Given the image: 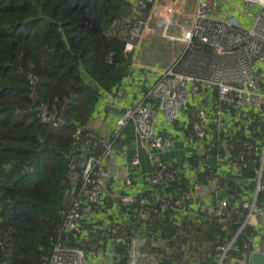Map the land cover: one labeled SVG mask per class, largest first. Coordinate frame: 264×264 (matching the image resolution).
Returning a JSON list of instances; mask_svg holds the SVG:
<instances>
[{"label":"trees","instance_id":"obj_1","mask_svg":"<svg viewBox=\"0 0 264 264\" xmlns=\"http://www.w3.org/2000/svg\"><path fill=\"white\" fill-rule=\"evenodd\" d=\"M129 6L127 0H0V264H43L69 209L71 163L82 152L102 153L100 145L92 146L98 136L86 125L104 94L118 91L131 73L132 57L123 53V41L110 33ZM211 100L215 103L214 97ZM207 103L204 96L199 104ZM42 107L61 123L54 127L43 122ZM187 113L182 128L191 135L197 113L192 107ZM245 126L248 136L244 129L231 138L221 135L231 150L215 146L202 157H187L194 180L180 171L182 166L161 165L167 171H180L166 187L173 201L183 193L194 195V182L207 185L215 180L217 189L222 188L219 198L231 209L227 223L203 218L184 221L181 234L177 222H162L163 231L174 240L169 245H177L185 257L200 255L201 264L209 263L208 255L212 264L215 247L234 237L245 220L241 199L253 193L260 155L219 171L220 160L235 159L244 141L253 145L261 141L258 131L264 130V119L253 115ZM138 201L123 208L127 221L118 224L113 237L121 242L116 264H128L129 238L136 235L143 209ZM156 225L149 232L140 228L139 234L147 236ZM254 231L246 225L237 235L233 264L249 255L243 245ZM80 237V233L62 235L66 244L83 249ZM161 264L175 263L172 258Z\"/></svg>","mask_w":264,"mask_h":264},{"label":"built area","instance_id":"obj_2","mask_svg":"<svg viewBox=\"0 0 264 264\" xmlns=\"http://www.w3.org/2000/svg\"><path fill=\"white\" fill-rule=\"evenodd\" d=\"M186 1L134 0L110 29L112 35L123 41V53L132 59L144 40L155 34V26L160 29V35L155 36L169 45H175L177 50L171 63L161 70L160 76L145 86L143 96L132 106L118 109L108 138L102 139L96 135L98 140L91 141L92 146L102 147V153L94 156L82 152L77 156L78 161L71 163L69 209L43 264H83L84 251L66 244L62 235L80 233V223L89 206L106 192L108 174L103 160L113 157L117 143L123 139L128 125L134 128L139 148L152 158L154 151H165L172 145L170 138L156 133L159 115H162L165 126L171 127L179 114L187 109L190 101L200 93L214 97L215 103L208 100L206 107L194 105L197 116L191 130L194 139L200 143L207 142L208 135L214 134L216 140L209 143L211 149L215 146L232 149L227 141L221 140L222 134L227 136V132L223 131V116L227 110L242 125L250 121L253 115L264 119V73L259 71L260 65H264V0H242L247 8L261 9L256 17L249 13L245 15L246 18H253L249 26L241 23L230 10H223L221 0H195L190 25L183 28L181 18ZM230 9L236 10L231 5ZM132 59L130 66L134 69L137 65ZM120 90L104 94L102 99L108 107L116 98L121 97ZM208 106L211 111L207 110ZM56 116L50 114L46 107L41 108L40 117L43 122L49 121L56 127L61 123ZM258 132L262 136L259 143L253 145L244 141L236 158L227 160V164L235 166L236 163L249 161L255 154L260 155L253 193L244 204L247 214L243 226L255 217L264 218V130ZM79 133L80 130L74 135L76 141ZM129 165L131 168L140 165L138 153L134 154ZM155 165L161 168V164ZM176 174L175 171L161 168L149 178L148 183L153 187H167L175 181ZM209 183L217 186L215 180ZM260 195L262 206L259 207ZM192 198L193 194L183 193L175 201L172 195H167L159 202L148 201L145 197H141L138 202L145 211L153 209L164 213L168 208L182 210ZM125 201L129 203L132 200ZM231 216V209L224 199L215 202L210 210V217L222 223H227ZM179 228L181 234L183 227ZM240 231L241 228L230 240L216 246L215 264H232L230 251ZM130 264H138L135 255L130 256Z\"/></svg>","mask_w":264,"mask_h":264},{"label":"crops","instance_id":"obj_3","mask_svg":"<svg viewBox=\"0 0 264 264\" xmlns=\"http://www.w3.org/2000/svg\"><path fill=\"white\" fill-rule=\"evenodd\" d=\"M127 1L128 3L134 2V0ZM228 4L233 7L231 2ZM233 4L235 5V3ZM230 11L232 15L238 18L244 25L249 26V24L252 23V21L249 20L250 18H246L245 15H242V12H239L237 9H230ZM151 46L155 48L151 42H149V44L144 43L141 50L138 51L132 59L133 63L137 66H134L130 76L127 78L124 85H122L120 90L121 97L116 98L110 107L106 105L104 99H101L97 104L94 115L87 123L86 128L102 139L108 138L109 130L113 126L118 115V109L128 108L138 101L145 92V86L152 84L160 76L161 70L165 69L174 59L175 51L168 48V50H170V59L167 65L163 62H161L162 64L160 63L161 65L158 63L155 65L149 64L147 56L153 51ZM156 50L159 51L160 49ZM144 57H146V59ZM149 68L153 70H150V72L148 71ZM259 71L264 73V65H260ZM204 96L203 93L196 95L195 98L190 101L187 109L179 114L177 120L171 127L165 126L162 115H159L156 133L170 138L172 145L168 150L154 151L151 155L152 158L139 148L132 125L126 127L125 135L123 139L117 143L113 157L103 160V165L108 174L106 192L96 203L89 206L88 212L80 223V242L83 246L82 250L85 253L83 264H116L119 260V254L116 252V248L121 242H119L120 239H115V242L113 237L115 232L119 230L118 224L121 223L123 219V221H127L123 208L131 206L132 203L134 204L138 201V198L141 197L147 198L148 201L159 202L162 198L167 196V193H165L166 187L149 188V178L158 170H150L156 166L155 163L161 164L164 168L165 165L168 166L172 164L179 165L180 167L182 166L180 171L183 169L184 174L190 180H192V178L194 180V167H191L187 162V157L189 155H196L197 157L204 156L207 151L210 150L211 146L209 143L215 142L216 140L214 134L211 133L207 137V142L200 143L194 140L192 134L187 135L183 130L188 122L187 112L189 108H193L194 105L202 102ZM211 99V96L208 97L209 101H212ZM209 108L210 106H208L207 110L211 111ZM223 119L225 122V130L223 131L227 132V136L236 135V133L242 129L248 134L245 126L248 124L245 123V125H241L235 117L231 116L228 110L225 112ZM136 153L139 154L140 165L136 168H131L129 162ZM230 166L235 167L227 164L226 159H221L219 171H227ZM180 171L178 169V171L176 170L175 172L178 173ZM127 181H130L129 185ZM193 187L196 195H193L191 202L182 210H178V208H168L164 213L156 212L153 209L150 211L141 210L139 222H137L139 223V227L135 232L136 235L129 238L128 264H130L131 255H135L138 264H161L163 261L172 258L175 264H201V259H199L201 257L200 255L194 254L191 258L185 257V254L183 255V252L177 245H169L171 240H174L170 238V236L168 237L166 235L167 233L163 231L162 228V222L166 219H168L167 223L173 221L177 222L175 223L177 231L179 227H183L184 221L188 222L198 218L206 220L213 219L210 217V210L213 204L220 200L218 195L222 192V188L220 187L217 189V186L215 187L209 182L207 185H197L194 182ZM125 199L132 201L127 203ZM249 200L250 198L241 199V201H245V203ZM155 222H157L156 228L154 227L156 230L149 233V236H142L139 234V231L141 232L140 228H146V232H149ZM246 225L254 228L255 231L254 234L246 237L244 241L243 249L248 250L249 255L242 256V259L238 260L237 263L249 264L251 260L252 264H264V218L255 217L244 226ZM244 226H242V228ZM215 249V256L212 264H215L214 260L217 255ZM234 250L235 244L230 251L232 264V252ZM178 254L181 255L179 258ZM208 259V264H210L211 260L209 255Z\"/></svg>","mask_w":264,"mask_h":264},{"label":"rangeland","instance_id":"obj_4","mask_svg":"<svg viewBox=\"0 0 264 264\" xmlns=\"http://www.w3.org/2000/svg\"><path fill=\"white\" fill-rule=\"evenodd\" d=\"M194 1L195 0H187L186 1V8H185V11H184V15L182 16V20H181V24L183 25V28H188L189 25H190V14L192 13V10L194 8ZM222 3V8L224 10H230V6L227 2H231V4L233 5V7L235 9H237L239 12H242L244 13V15H247V13L251 14L252 16L256 17L261 9L257 8V9H250V8H247L245 7L244 3L242 2V0H221ZM235 3V5L233 3ZM250 21L253 20L252 19H249ZM250 25V24H249ZM159 34L160 35V29H158L156 26H155V34L153 36H150V37H147L144 42L140 45V48H139V51L141 50V47L142 45L145 43V44H149V42H151L154 47L156 49H160L159 51H157L155 48H153L151 46V48L153 49V51L150 53L149 56H147V61L149 64H153L155 65L156 63H158L159 65H161L163 63H165L166 65L168 64V60L170 59V50L169 49H172L174 51L177 50L176 46H172L171 43L169 45V43L165 42V41H161L157 36ZM167 49V50H166ZM155 50V51H154ZM167 51V52H166ZM146 59V57H144ZM161 63V64H160Z\"/></svg>","mask_w":264,"mask_h":264},{"label":"clouds","instance_id":"obj_5","mask_svg":"<svg viewBox=\"0 0 264 264\" xmlns=\"http://www.w3.org/2000/svg\"><path fill=\"white\" fill-rule=\"evenodd\" d=\"M131 4V3H130ZM131 71H132V69H131ZM131 74V73H130ZM249 123V121L247 122V124ZM248 134H249V131H248ZM248 134H247V136H248ZM227 137V136H226ZM231 138V137H230Z\"/></svg>","mask_w":264,"mask_h":264},{"label":"water","instance_id":"obj_6","mask_svg":"<svg viewBox=\"0 0 264 264\" xmlns=\"http://www.w3.org/2000/svg\"><path fill=\"white\" fill-rule=\"evenodd\" d=\"M249 264H252V263H251V260H250V263H249Z\"/></svg>","mask_w":264,"mask_h":264}]
</instances>
